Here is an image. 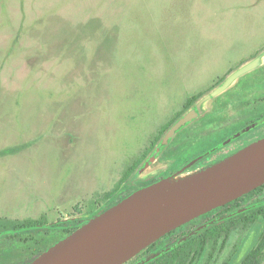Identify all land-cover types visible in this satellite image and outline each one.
<instances>
[{
  "label": "rangeland",
  "instance_id": "1",
  "mask_svg": "<svg viewBox=\"0 0 264 264\" xmlns=\"http://www.w3.org/2000/svg\"><path fill=\"white\" fill-rule=\"evenodd\" d=\"M242 80L247 89L218 110ZM193 105L201 118L147 168ZM262 118L264 0H0V231L90 218L177 169L179 151L194 155ZM262 135L264 123L214 160ZM220 212L162 238L139 264ZM263 233L260 216L175 264H240ZM61 236L0 235V264H26Z\"/></svg>",
  "mask_w": 264,
  "mask_h": 264
},
{
  "label": "water",
  "instance_id": "2",
  "mask_svg": "<svg viewBox=\"0 0 264 264\" xmlns=\"http://www.w3.org/2000/svg\"><path fill=\"white\" fill-rule=\"evenodd\" d=\"M195 114L192 111L180 119L165 142ZM262 185L264 137L189 176L160 179L135 190L29 264H124L168 233Z\"/></svg>",
  "mask_w": 264,
  "mask_h": 264
},
{
  "label": "trees",
  "instance_id": "3",
  "mask_svg": "<svg viewBox=\"0 0 264 264\" xmlns=\"http://www.w3.org/2000/svg\"><path fill=\"white\" fill-rule=\"evenodd\" d=\"M149 184L150 182H147L144 185L146 186ZM137 189H139V187L132 189V191L125 194V196L119 197L100 212L118 203L123 198L127 197ZM253 197H255V199L252 202L248 203L244 207L238 208L240 202L248 200L249 198H253ZM219 209H222L223 212L216 214L213 218H210L209 220H207L206 222H204L203 224L192 230L190 233H188L186 239L179 240L178 242L173 243L168 248H164L162 253L161 252L156 253L155 258L151 259L149 263L175 264L176 262H182L184 259L189 257L190 254H193L194 257L199 256L208 242L213 240L215 241L222 234H225L227 236L231 231V229L236 225L240 223L248 224L250 222L255 221L260 216L262 219H264V185L258 187L252 192L246 194L245 196L230 202L229 204L225 205V207L223 208L220 207L216 210ZM216 210H213L205 214L204 216L211 215ZM90 218H85V219L70 218L65 220H59L54 223H46L40 220H31V219L23 220V221L16 220L15 223L12 224V228H7L3 226L4 228L2 229V231H0V235L13 236L17 233L28 234L34 232L37 234V236H39L41 232L46 231L52 233H61L62 236L59 239L61 240L64 237H66L68 234L72 233L77 228L85 224ZM9 230L13 232L12 233L7 232ZM59 240H57L56 242H58ZM56 242H54L53 244H55ZM157 242L149 246V249H151L154 246H157L158 244ZM53 244L49 245L47 248H45L42 251H38L36 256L26 264H29L33 259H35L43 251L47 250ZM263 258H264V233L262 234L258 244L252 250H250V252L243 258L240 264H261ZM233 262L234 261L226 262L225 264H234Z\"/></svg>",
  "mask_w": 264,
  "mask_h": 264
},
{
  "label": "flooded vegetation",
  "instance_id": "4",
  "mask_svg": "<svg viewBox=\"0 0 264 264\" xmlns=\"http://www.w3.org/2000/svg\"><path fill=\"white\" fill-rule=\"evenodd\" d=\"M247 85L248 83H246V81H240V85L239 88L235 89V90H230L229 91V87H227V89H225L224 95L226 97H223V99L218 103V110H225L228 107H231L233 101L235 98H238L239 96L242 95V93L247 89ZM194 105L191 107H189L187 109V111L185 112V114H183L181 117H179L177 119L176 122H174L169 129L166 131L165 135L163 136V138L161 139V141H158V145L155 146L153 153L149 156V159L146 161L145 166H147V168L150 167V161H154L155 159H157L161 153H163L166 148L171 144V142L173 141V137L176 136L178 133L184 132L186 131V129L193 124L196 120H198L199 118H201V114L200 116H198L196 119L194 120H189L187 121L185 124H183L182 126H180L174 133V135L169 138V140L167 142H165V137L167 135V133L171 130V128L183 117H185L188 112H190L191 110H194ZM217 109V107H216ZM197 112L201 113L199 108H197ZM262 123H264V118L259 119L257 121L252 122L251 124H248L240 129H236L235 131L232 130V133L229 136H226L224 139H216L214 142L210 143L206 149L198 152V153H193L194 155L190 154V150L189 151H185V150H181L179 151L175 156L176 158V162L178 164V168L168 172L164 175H160L158 178V180L160 179H164V178H179L182 175H185L187 173H190L191 171L193 172V169L197 170V169H204L207 168L211 165H214L218 162H221L223 160H225L226 158L230 157L231 155L235 154L236 152L240 151L241 149L245 148L246 146L252 144L253 142L261 139L264 137V135H262L261 137H258L252 141H249L248 143L243 144L242 146H240L239 148L234 149L232 152H230L229 154H227V156L222 157L220 159H216L213 157L214 155L220 153L221 151H223L225 149V147H227L228 145L240 140L241 138H243L247 133L253 131V129H257L259 125H261ZM207 125L209 126V122L207 123ZM188 131V132H187ZM187 133H190V130H187ZM152 144H154L152 142ZM184 161V162H183ZM194 170V171H195ZM198 172V171H196ZM195 173V172H193ZM192 173V174H193ZM157 181V180H156ZM149 182V181H147ZM145 182V183H147ZM155 182V181H153ZM153 182H150L153 183ZM144 183V184H145ZM140 186L139 188L144 187L145 185ZM225 207V206H223ZM221 207V208H223ZM177 230V229H176ZM174 230V231H176ZM172 231V232H174ZM172 232L168 233L167 235H171L173 234ZM167 235H165L164 237H166ZM162 237V238H164ZM161 238V239H162ZM161 239H159L158 241H160ZM149 250V247L147 249H145L144 251H142L141 253H139L137 256H135L134 258H132L131 260H129L128 262L124 263V264H139L142 261L141 260L143 253L147 252ZM139 259V260H138ZM148 259H150V257H148Z\"/></svg>",
  "mask_w": 264,
  "mask_h": 264
}]
</instances>
